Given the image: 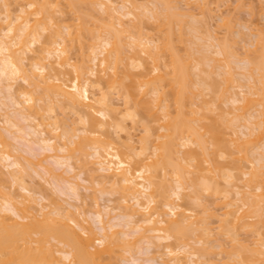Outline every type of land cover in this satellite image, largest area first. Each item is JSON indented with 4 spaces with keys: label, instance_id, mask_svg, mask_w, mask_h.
Returning <instances> with one entry per match:
<instances>
[{
    "label": "bare ground",
    "instance_id": "obj_1",
    "mask_svg": "<svg viewBox=\"0 0 264 264\" xmlns=\"http://www.w3.org/2000/svg\"><path fill=\"white\" fill-rule=\"evenodd\" d=\"M61 1L64 0H0V94L10 95L11 98L10 104L0 101L3 105H0V123L4 125L0 126V130L3 129L0 131V264H106L105 255L110 257V254L120 250L119 247H124L122 256L127 257L125 254L132 255L138 244V247L147 248V254H151L152 257L148 255L145 259L148 264H213L212 259L210 262V258H206L213 250L222 256V262H218L221 264H249L253 261L262 263L264 34L252 32L255 36L251 34L253 38L242 34L248 37V41L244 39L248 45L256 46L257 50L252 51L256 54L250 51L253 56L247 55L246 59L244 58L247 67L246 73H241V76L244 77L245 83L229 87L235 90L238 86L241 91H230L229 88L218 86V82H214L216 85L211 82L208 83L210 86L207 84V80L216 75L219 79L220 73L231 78L227 82L234 83L237 74L233 73L232 59L240 57L232 48L228 49V46H233V40L224 37L227 40L222 39L221 42V38L218 39L215 33V36L211 33L212 30H209L210 34H202V37V30L198 25L200 22H196L195 26L194 22L199 20L192 10H203L206 0H184L185 6L175 4L176 0H146L147 3L153 4V9L148 4L139 5L140 3L133 0H122L121 3L118 0L119 3L114 0H65L66 7L74 8L72 11L75 14L83 11L80 9L82 6L88 8L89 5H94L92 8L99 10L100 15H107L105 17L108 22L107 18L102 19L103 22L106 21L105 25L102 26L101 21L99 25L96 24L99 30L94 29L98 30L95 31L98 33L92 43L90 39L85 38V28H88V25L80 16L79 20L86 26L81 24L78 27L83 25L84 30L76 25L72 28L70 24H59L56 14L61 12V9H58ZM157 3H161L163 7L155 6ZM16 5L20 7L19 13L17 10L14 13L15 10L12 9ZM137 10L141 13L150 11L152 19L162 20L163 23L159 22V26L168 29L164 42H161V39L159 42L149 33L148 36L145 29H139L138 26L143 24V20L139 19L142 15L138 17L135 12ZM185 18L189 20L186 21ZM139 21L141 24L137 23ZM185 22L187 27L192 24L189 25L192 29L188 33H196L197 40L203 42L209 37L208 40L211 39L213 43L207 42L213 47L217 43L219 48L215 50L208 47L209 44L200 42L196 53L199 51L200 58L204 61L195 63L196 67L193 63L197 60L193 56L196 53H192V57L188 55L190 50H195L188 49L190 45H187L188 56H183L184 59L175 46L176 39H172L174 35L171 33L175 32L172 30L175 28L172 24L175 23V26L179 27L176 32L183 38ZM223 25H228L232 33L227 21ZM206 35L208 36L205 37ZM224 40L226 42H223ZM182 42L185 43L184 40ZM85 45L91 52L89 58L81 55L82 58L76 61L72 50L79 46L80 53L87 57L86 52L89 50L86 51ZM204 48L215 52H206ZM203 50L208 54L202 53ZM210 54L215 56L211 57ZM221 56H224V59ZM221 58L223 60H220ZM98 66L102 69L100 72L97 71ZM134 68H138L140 72L133 70ZM202 74H205V77L202 78ZM232 74L235 75L234 79ZM193 75L199 76L201 80L192 78ZM189 80L194 81V84ZM239 80L243 81L242 78ZM20 81L26 83L25 87L22 86L24 89L20 86V90H15ZM241 81L236 80L238 83ZM191 84L194 86L191 87ZM91 88L97 89L96 93L93 94ZM211 88H218L219 92L210 90ZM115 90L121 94V99L123 97L126 112L121 111V115L124 120L129 118L136 124L138 119L150 115L152 117L149 118L155 117L153 120L159 125L154 128V124H150L155 121L150 122L149 118H145L149 122L145 123L146 134L140 137L139 147L136 146L137 141L135 142L132 132L126 133L124 150L119 147L121 143L109 140L110 128L118 135L126 129L123 122L118 121L120 112L112 96ZM205 90L214 95L212 98L216 97L217 100L211 98V101H214V107H218L219 111L216 110V113L220 112L219 115L213 113L214 107L209 106ZM149 94L154 97L150 99ZM198 100H202V103ZM169 101L174 102V105ZM216 102L219 105H216ZM254 103L262 107L258 113ZM57 105L74 113L78 117V123L83 125L82 128H73L71 125L66 128L67 125L63 123L65 120H59L58 114H54ZM175 105L176 113L170 109ZM222 105L225 108H222ZM139 108L145 109L140 111L144 112L143 118ZM254 111L256 114L252 115ZM174 113H178L179 119L175 115L172 116ZM23 121L29 124L24 127ZM152 127L159 131H152ZM244 128L248 132L243 133V130L241 133L251 138L247 142L251 148L248 144L240 143L243 137L239 136V130ZM153 132L157 133V136ZM29 136L33 137L32 141L27 139ZM10 138L30 146L32 156H25L18 146H11V143L7 142ZM33 142L37 143L41 150H49L51 153H34V147L31 146ZM88 148L92 152L88 153ZM256 151L260 153L257 154ZM255 155L257 158H253ZM223 157L226 158L228 170L219 161L223 160ZM51 160L67 169L60 172ZM246 163L250 170L245 169ZM40 168L44 172L42 175ZM28 169L36 174L38 170V175L43 176L46 183H50L52 179L62 182L65 185L63 189L66 190L62 192L71 193L80 203L69 204L72 208L58 204L53 199H49V204L43 203L47 199L43 192L40 191L42 195L37 198V187L27 182V174L30 176ZM89 172L97 174V177ZM87 173L92 174L89 175L91 186H83L79 181H86L81 179V175ZM219 178L223 180L220 181ZM168 183L170 187L167 186ZM96 186H108L106 188L116 190L115 193L119 191L122 197L116 205L101 207L102 209L95 207L97 209L94 213L99 224L97 228L87 218V199L90 196L81 193L82 188L90 190ZM220 186L224 187V190ZM15 188L18 193H14ZM167 189H170L171 194ZM201 192L218 198L216 197L215 201L212 196L214 201L208 204L209 201L202 199ZM219 198L222 203L218 202ZM183 200H190L188 204L193 203L192 200L196 201L202 216L195 214L192 208L188 209L190 207L181 206L183 203L179 201ZM214 202L217 203L213 204ZM195 204L192 206L196 207ZM219 205L223 211L218 214L216 212ZM212 208H216V212ZM210 218H217L220 232L215 228L217 226L215 229L211 227L216 220L211 224ZM115 219L117 222H114ZM213 229L215 233H211ZM240 229L251 230L257 241L255 242V238L254 241L248 239L244 244L246 240H240L237 235ZM212 234L222 235V238L226 235L229 237L222 239L218 236L219 239L214 235L212 239ZM186 235H192L189 236L191 239ZM183 236L188 237L190 242ZM173 238L178 242L172 244L170 240ZM191 240H194L195 244L191 243ZM223 240L228 241L222 242ZM165 241L166 245L161 246ZM249 242L252 243L251 247ZM228 244L232 245H229L231 250H227ZM144 248L139 249L142 251ZM153 248L162 251L155 249L157 252L153 253ZM130 256L127 257V262H130L128 264H145L142 263L144 259Z\"/></svg>",
    "mask_w": 264,
    "mask_h": 264
},
{
    "label": "rangeland",
    "instance_id": "obj_2",
    "mask_svg": "<svg viewBox=\"0 0 264 264\" xmlns=\"http://www.w3.org/2000/svg\"><path fill=\"white\" fill-rule=\"evenodd\" d=\"M106 1V0H105ZM114 1H117V0H114ZM120 3L121 2H123L122 0H118ZM117 1V2H118ZM125 1H127V0H125ZM132 1V0H131ZM133 1H136V2H138V4L139 5H144L143 3H145V4H148V6L151 8V9H153V4H151L150 2L149 3H147V1H149V0H133ZM151 1V0H150ZM181 0H176V2L177 3H175V4H177V5H179L180 4V6H185V3H186V1H184V0H182V2H180ZM184 1V2H183ZM187 1H190V2H193L194 0H187ZM118 2V3H119ZM180 2V3H179ZM181 3H183V4H181ZM130 4V3H129ZM129 4H128V6H129ZM192 4V3H191ZM66 5H67V3H66V1L64 0V1H61V6H59L60 8H58L61 12H57V21H59V24L60 25H63V24H70V26L72 27H74L75 28V25L77 26V28H79L78 26H80L81 24H84V23H81V21L79 20V16L82 18V19H84V21L86 22V24L88 25V28H85V32H86V35H87V37H85V38H88V39H90V41H91V43L94 41L93 40V38H94V36L96 35V33H98V32H95V31H98L99 29H98V26L97 25H99L100 24V21H101V25L103 26V25H105L104 23L107 21L108 22V18L107 17H105V16H107V15H105V16H102V15H100L101 13H99V10H95V9H93L94 8V5L92 6V5H89L90 7H86V6H82V7H80V9H83V11H79V12H81V13H77V14H75L74 13V11H72V9L74 10V8H72V9H70V7H66ZM159 4L157 3V5H155V6H158ZM100 6V5H99ZM159 6H161V7H163L162 6V4L160 3V5ZM93 7V8H92ZM96 7H98V5H96ZM101 7V6H100ZM130 7V6H129ZM132 7V6H131ZM17 8V9H16ZM20 9V7H17V5L16 6H14L12 9H14L13 11H14V13L16 12V10H17V12L19 13V9ZM160 7H158V9H159ZM98 9H100V8H98ZM156 10V9H155ZM76 11V10H75ZM141 11V10H140ZM136 12V14L138 15V17H141L140 15H142V17L141 18H139V19H142L143 21V24L142 25H140V26H138L139 27V29H145V31L147 32L146 34H151V35H153V37H155L156 39H158V41L160 42V39H161V42H164V39L167 37V32H168V29L165 27V26H162V25H160L159 26V22H161V23H163L162 22V20L161 21H156V20H154V19H152L151 18V12L150 11H146V13L145 12H142V13H144V15L141 13V12H139L138 10L137 11H135ZM192 12L195 14H197V18H198V20L199 21H195L194 23H198V22H200L198 25H199V27L201 28V36H202V34H204L205 32H209V30H212L213 32H211L212 34L213 33H215V35L216 36H218V39L219 38H221V39H219L221 42H222V39H225L226 37H227V39L228 40H233V46H228V49L229 50H231V48L234 50L233 52L234 53H236L237 52V56L238 57H240V58H237V59H232V67H233V73L236 75L237 74V78H236V80H238V81H241V80H239V79H241L242 78V80L244 79V77L243 76H241L242 74L241 73H243V75H244V72L246 73V68L245 67H247V65L244 63L245 62V57H247V55H251V56H253L254 54H256V53H254V52H252V51H254L253 49H256V46H254V47H250V45H248V39H246V38H248V37H246V36H243L242 34H244V35H248L249 36V38H253V36H254V34L253 33H262V34H264V0H206V6L204 7V9L203 10H199V9H194V11L192 10ZM17 13V14H18ZM78 15V16H77ZM90 15V16H89ZM83 16V17H82ZM78 17V18H77ZM104 17V18H103ZM147 19H146V18ZM77 18V19H76ZM105 18H107V20L106 21H104L103 22V20L102 19H105ZM100 19V20H99ZM191 19V21H194V19H192V18H190ZM223 19V20H222ZM127 20V19H126ZM137 20V19H136ZM185 20H186V18H185ZM187 20H189L188 18H187ZM186 20V21H187ZM225 21H227V23H229V26L231 27V31H232V33H230V29H228L229 27H227V26H225V25H223L222 26V24H224V22ZM103 22V23H102ZM141 21H139V22H137V23H140ZM174 22V21H173ZM176 22H178L177 20H176ZM189 22V21H188ZM79 23V24H78ZM98 23V24H97ZM165 23V22H164ZM187 22H185L184 24H183V26H185L184 28H183V30L182 29H180V30H182V36H184L183 38L180 36V33L178 32H176V31H179V27L178 26H175L176 24L175 23H173L172 25H174V29H172V30H174L173 32L174 33H171L170 31V29H171V26L169 25V27H170V31H169V33L168 34H173L172 36V39L174 40V39H176V40H174L175 41V46H176V48H178V51H180L179 53L182 55V57L183 56H188V55H190V57H192V53L193 54H195L196 53V49L197 48H199L198 46L200 45V42L201 43H206V44H209L210 42L211 43H213V41H211V39H210V41L208 40L209 39V37H207L208 35H206L205 37H207L208 39H206V38H202V39H206V41L205 40H203V42H202V40H197V37L195 36V34L196 33H188V32H191L190 30L192 29V28H190L191 26H189V25H192V24H189L188 25V27L190 28H188L187 27V24H186ZM190 23H192V22H190ZM193 23V24H194ZM197 23L195 24V26H197ZM86 24H84L85 26H86ZM97 24V25H96ZM141 24V23H140ZM179 24V23H178ZM180 26H182V25H180ZM225 26V27H224ZM72 27V28H73ZM82 27H83V25H82ZM82 27H80L81 29H82ZM144 27V28H143ZM199 27H197V28H199ZM79 28V29H80ZM178 28V29H177ZM225 28H227V30H228V32H227V30L225 29ZM94 29H98V30H94ZM100 29H101V27H100ZM105 28H103V30H104ZM208 29V30H207ZM73 30V29H72ZM82 30H84V29H82ZM205 30H207V31H205ZM101 31V30H100ZM105 31V30H104ZM102 32L103 33V35L105 36L106 34H104L105 32ZM133 31H136V30H133ZM132 31V32H133ZM138 31V30H137ZM136 31V32H137ZM144 31V32H145ZM193 31V30H192ZM83 32V31H82ZM186 32H187V34H186ZM253 32V33H252ZM84 33V32H83ZM46 34H48V33H46ZM149 34H148V36H149ZM190 34V35H189ZM199 33H197V35H200ZM209 34H210V32H209ZM251 34H253V36L251 35ZM85 35V34H84ZM186 35H188L186 38H185V36ZM214 35V34H213ZM214 35V36H215ZM127 36V35H126ZM166 36V37H165ZM178 37H180V38H178ZM199 37V36H198ZM203 37V36H202ZM225 37V38H224ZM255 37V36H254ZM171 38V37H170ZM182 38V41L184 40L185 41V43H183L180 39ZM163 39V40H162ZM169 39V38H168ZM167 39V40H168ZM227 39H225V40H227ZM247 40V41H245V40ZM196 40V41H195ZM223 41V42H226V41ZM251 40V39H250ZM85 41H87L86 39H85ZM169 41V40H168ZM168 41H165V42H168ZM170 41H171V39H170ZM169 41V42H170ZM181 41V42H180ZM195 42V43H193V42ZM205 41V42H204ZM207 41H209V43L207 42ZM216 41V40H215ZM231 41H229V43L231 42ZM88 42V41H87ZM89 43V42H88ZM90 43V44H91ZM170 43H174V42H170ZM84 44H86L85 42H84ZM226 44V43H225ZM250 44V43H249ZM189 47H188V46ZM215 46L213 47V45H210L209 44V46L208 47H210V48H213V49H215V48H218V46H217V43H215L214 44ZM227 45V44H226ZM229 45H231V44H229ZM86 46V45H85ZM174 46V47H175ZM186 47H188V49H194L195 51H192L191 52V50L189 51V53H188V55H187V51H186ZM204 47L206 48V45H204ZM37 48H38V46H37ZM88 48V46H86V51L87 50H89V49H87ZM200 48H203V47H200ZM204 48V49H205ZM127 49V48H126ZM219 49V48H218ZM198 50H200V49H198ZM206 50V49H205ZM205 50H203V52L202 53H205L204 51ZM212 49H210V51L208 50H206V52H215V50H212ZM257 50V49H256ZM73 51V52H72ZM71 52H72V54L75 56V59H76V61H79L78 59L81 57V55L83 56V57H85V58H89V56H90V54H91V52H90V50H89V52L87 53L86 52V54H87V57L86 56H84L82 53H80V48H79V46H76L75 47V49H73ZM250 51L252 52V53H254L253 55L250 53ZM84 52H85V50H84ZM195 52V53H194ZM257 52V51H256ZM206 54H208V53H205V55ZM211 55V57H214V56H212V54H210ZM193 56H195L194 57V59H197V60H195V62H193L194 64L195 63H199L200 61H204V60H202L200 57H201V54H199V51H197V53L195 54V55H193ZM218 56H220V55H218ZM101 57V56H100ZM190 57H188L189 59H190ZM202 57H203V55H202ZM210 57V56H209ZM217 57V56H216ZM221 57H223V59H224V56H221ZM256 57V56H255ZM82 58V57H81ZM184 58V57H183ZM199 58V59H198ZM245 58V59H244ZM253 58V57H252ZM185 59V58H184ZM189 59H187V61H190V60H193L192 58L189 60ZM209 59V58H208ZM215 59V58H214ZM217 59H219V58H217ZM222 58L220 59V60H223ZM244 61H243V60ZM55 60V59H54ZM53 60V61H54ZM82 60V59H81ZM80 60V61H81ZM240 60H242V61H240ZM238 61H240L239 63H237ZM164 62V61H163ZM165 62H168V61H165ZM184 62L185 63H187L185 60H184ZM209 62V61H208ZM215 62H217V61H215ZM221 62V61H220ZM220 62H217V63H220ZM191 63V62H190ZM214 63V62H213ZM221 63H224V61H222ZM237 63V64H236ZM200 64H204V63H200ZM208 64H210V63H208ZM192 64H190V66H191ZM213 65V64H212ZM222 65V64H221ZM223 65H225V64H223ZM197 65L195 64L194 65V67H196ZM203 66V65H202ZM208 66V65H207ZM214 66V65H213ZM206 67V66H205ZM216 67H218V66H216ZM220 67V66H219ZM222 67V69H224L223 68V66H221ZM245 68V69H244ZM137 69V71L139 70L138 68H134L133 70H136ZM163 69H164V67H163ZM166 69V68H165ZM164 69V70H165ZM206 70H208L207 68H205ZM209 69H211L210 67H209ZM100 70H102V69H100V67L98 66L97 67V71L98 72H100ZM169 69H167V71H168ZM195 70V69H194ZM211 70H213V69H211ZM210 70V71H211ZM217 70V69H216ZM219 70V69H218ZM196 71H198V70H196ZM221 71H223V70H221ZM234 71H237V72H234ZM135 73H138V72H140V71H138V72H136V71H134ZM194 74H195V71L193 72ZM216 73H218V72H216ZM216 73H214V74H216ZM99 74V73H98ZM197 74V73H196ZM201 74V73H200ZM240 74V75H239ZM220 75V77H219V79L218 78H216L217 77V75L213 78V79H210V80H207V84L208 83H212V84H214V82L215 83H217L218 84V86H223V87H225V88H229L230 86H236V85H238L239 86V84H241V83H245V81L243 80V81H241L240 83H238V82H236V80H234V83H232V81H231V83H229V82H227V80L228 81H230L231 80V78L228 76H224V75H222L221 73L219 74ZM226 75V74H225ZM235 75H233L232 74V79H234L235 77ZM194 76V75H193ZM197 76V75H196ZM196 76H194V77H192V78H195ZM202 78L203 77H205V74H202V75H200ZM222 76V77H221ZM95 78V77H94ZM197 79H199V81L201 80V78H199V76L198 77H196ZM227 78H230V79H227ZM96 79V78H95ZM197 79H195L196 80V82L198 81ZM215 79H218L217 81H215ZM92 80V79H91ZM212 80V81H211ZM221 80V81H220ZM189 81H192V80H189ZM198 81V82H199ZM227 83V84H226ZM236 83H238V84H236ZM22 84V85H21ZM26 83H24V82H21L20 81V83H18L17 85L18 86H16V88H15V90L17 89V90H20L21 88H22V86L23 87H25L24 85H25ZM192 84H194V81H192ZM191 84V87L192 86H194V85H192ZM197 84V83H196ZM211 84H208V86H210ZM214 85H216V84H214ZM21 86V88H19ZM197 86H199L198 84H197ZM196 86V87H197ZM226 86H228V87H226ZM238 86L235 88V90H234V88L232 87V88H229V90L231 91H237V92H240L241 90L238 88ZM24 88H22V90H23ZM207 89H209V87H207ZM214 89V88H213ZM212 88L210 89V90H213ZM195 90H197V89H195ZM214 90H216V91H218L219 92V90H218V88L217 89H214ZM90 91L94 94V93H96V91H97V89H93V88H91L90 89ZM117 90H115L114 91V93L115 94H112V96H114V98H115V100L113 101L114 102V104L116 105V106H118V111L120 112V114H119V116H118V118H119V122H123V124H124V126H126V129H125V131H121L120 133H119V135L116 133V132H114V129H111L110 128V134H108V136L110 135V139L109 140H111V139H113V140H115V142L116 141H118V143H121L120 145H119V147L121 146V148L120 149H123V148H125L124 146H123V143L126 141V139H127V132H132V134H133V136H134V138H135V142H136V146L137 147H139V145H140V143L141 142H139L140 140H141V138L143 137V135H145L146 133H144L145 131H144V128H146V126L145 125H147V124H145L146 122H152V120H153V118L155 119V117H153V118H149V117H152V116H148V117H145V118H149V121H147L148 119H145V118H143L144 117V112L143 113H141L140 111H142L144 108H142V109H140L139 108V112L141 113V115H143L141 118H143V119H138L139 120V122H137L136 124H134L129 118H127V119H123V115H121V111H124V112H126L125 110H124V102H123V97H122V99H121V94L119 93V92H116ZM206 91V100H208V104H209V106L211 107V108H213L214 107V104L215 103H213L214 101H211L212 99L213 100H217V99H215V98H212V96H214L213 94L211 95V92L210 91H208L207 92V90H205ZM247 91V90H246ZM5 92H7V91H5ZM12 92H14V89L12 90ZM197 92V91H196ZM222 92V91H221ZM118 93V94H117ZM13 94H15V92L13 93ZM244 94V93H243ZM6 94H0V101H2V103L4 102V103H6V102H8L9 104H10V100H11V98L8 96V95H6ZM120 95V96H119ZM5 96V97H4ZM245 96V95H244ZM9 97V98H8ZM150 99H152L154 96H153V94H149V96H148ZM241 97V96H240ZM239 97V98H240ZM7 98V99H6ZM113 98V97H112ZM212 98V99H211ZM255 98H256V96H255ZM9 99V100H8ZM223 99H226V98H223ZM222 99V101H224ZM242 99V98H241ZM219 100V99H218ZM202 101V100H201ZM200 100H198V102L199 103H202ZM242 101H245L244 99H242ZM212 102V103H211ZM219 102V101H218ZM218 102H216V105H219L218 104ZM2 103H0V105L2 104ZM7 103V104H8ZM117 103V104H116ZM169 103H173V105H174V102H171V101H169ZM221 103H223V102H221ZM244 103V102H243ZM252 103V102H251ZM170 104V105H171ZM255 104V103H254ZM252 105L253 107H255V105ZM124 105V106H123ZM225 105V104H224ZM2 107H3V105H1ZM56 106V105H55ZM223 106V105H222ZM221 106V107H222ZM226 106V105H225ZM225 106H223L222 108H225ZM227 106H230V105H227ZM239 106H241V105H239ZM251 106V107H252ZM176 107V105L175 106H171V110H173L172 112H174L175 111V108ZM215 109L213 110L212 109V111H213V113H215V114H220V112L219 113H216V110H218V107L217 106H215L214 107ZM256 110H257V112L256 111H254V113L252 114V112H250V114H252V115H255L256 113H258V111L259 110H261L262 109V107H259V106H257L256 105ZM261 108V109H260ZM68 109V108H67ZM227 109V108H226ZM71 110V109H70ZM170 110V111H171ZM177 110V109H176ZM253 110V109H252ZM255 110V109H254ZM143 111H145V109L143 110ZM184 111H186L187 112V110L185 109ZM215 111V112H214ZM219 111V110H218ZM239 111H241V110H239ZM250 111V110H249ZM248 111V112H249ZM55 112L56 113H54V114H58V118H59V120H61L62 121V119L63 120H65V121H63V123L65 124V125H67L66 126V128L69 126V125H71L73 128H76V127H80V128H82V126L83 125H80V123H78L79 122V120H77L78 119V117L76 116V115H74V113H72L71 111H69V109L66 111L65 110V108H60V105H59V107H58V105H57V107H56V109H55ZM65 112V113H64ZM147 112V111H146ZM241 112H244V111H241ZM241 112H239V113H241ZM247 112V113H248ZM256 112V113H255ZM175 113H176V111H175ZM175 113L174 114H172V116L173 115H175ZM178 114V113H177ZM175 115V117H179L178 115ZM186 114V113H185ZM140 114H139V116H138V118H140V116H141ZM146 115V114H145ZM187 115V114H186ZM213 115V114H212ZM245 115H247V114H245ZM183 116V115H182ZM184 117V116H183ZM182 117V118H183ZM216 117V116H215ZM248 118H250V116L248 117ZM145 119V120H144ZM179 119V118H178ZM153 121H155V120H153ZM158 122H162V121H158ZM22 124H23V126L25 127V126H27L29 123L28 122H22ZM152 124H154V125H152ZM157 124V121H155L154 123H151L150 125H152L154 128H156L157 126H159V125H156ZM80 125V126H79ZM156 125V126H155ZM0 126H2V127H4V125L3 124H1L0 123ZM152 127V131L154 130V132L157 130V129H154ZM159 128V127H158ZM77 129H79V128H77ZM1 130L3 131V129L1 128ZM0 130V131H1ZM28 130V129H27ZM109 130V129H108ZM244 130V132L243 133H247L248 132V130L247 129H241V130H239V136H242L243 138L240 140V143H242V144H248V146L251 148V145H249V143H247L248 141H249V139L251 140V138H249V137H246V136H243L242 135V131ZM157 131H159V130H157ZM4 132H5V130H4ZM153 132V134L155 135V136H157L155 133ZM160 132H163V131H161L160 130ZM3 133V132H2ZM5 134V133H4ZM108 136H107V138H108ZM155 136H153V138L155 137ZM120 137V138H119ZM141 137V138H140ZM27 139H29L30 141H32V139H33V137H27ZM253 139V138H252ZM112 140V142H114ZM125 140V141H124ZM124 141V142H123ZM7 142H10L11 143V146H18V148L20 149V151L22 152V154H24L25 156H28V157H31L32 155L31 154H33V152H31L30 151V146H28V145H26V143H24L23 145L22 144H20V143H18V142H16V141H14V140H12L11 138L9 139V140H7ZM9 143V144H10ZM251 144H252V142H251ZM13 146V147H14ZM31 146L32 147H34V153H46V154H50L51 152L49 151V150H47V151H43V150H41V148H40V146L39 145H37V143H35V142H33V144H31ZM141 146V145H140ZM0 148H1V146H0ZM90 148V147H89ZM87 149L86 151L89 153V152H92L91 151V149ZM212 148V147H211ZM88 150H90V151H88ZM124 150V149H123ZM255 150H257V149H255ZM254 150V151H255ZM20 152V153H21ZM257 152V154L258 153H260L259 151H256ZM253 154H256V153H253ZM256 154V155H257ZM254 156L253 158H257V156ZM219 159H221V157L219 158ZM224 161H225V159L226 158H222ZM252 159V158H251ZM89 160H91V158L89 159ZM223 160H219L220 161V163L224 166V167H226V169L228 168V165H227V161H223ZM256 160V159H255ZM52 164H54V166H55V168L56 169H58L60 172H62V171H64V170H66L67 168L65 167V166H58V165H56L55 163H54V161L53 160H51L50 161ZM80 163H81V161H79ZM229 163V162H228ZM226 164V165H225ZM248 163H246L244 166L246 167L245 169H248V170H250L249 169V167H248V165H247ZM89 165V164H88ZM87 165V166H88ZM90 167H93L92 165H90ZM248 167V168H247ZM39 169V168H38ZM85 169H87V167L85 168ZM91 170H92V168H90ZM89 169V170H90ZM193 169V168H192ZM225 169V170H226ZM29 170V169H28ZM88 170V169H87ZM228 170V169H227ZM40 173H41V175L42 174H44V172H42L43 170L40 168ZM191 171H193V170H191ZM247 171V170H246ZM87 172V171H86ZM40 173H38V170H37V174L34 172V171H32V170H29V175L30 176H28V174H27V177H28V179H27V182L29 181L30 182V184H33L34 186H35V188L37 187V193H39L38 195H37V198H38V196L39 195H42L41 193H40V191H42L43 192V195L47 198L46 200H44V202L43 201H41V200H39V201H41V202H43V203H47V204H49L50 203V200L49 199H53V200H55L56 202H58V204H63V205H65L66 207H68V208H72L71 206L73 205V204H79L80 203V201H77V199L71 194V193H69V192H66L67 194H64L63 192H65L66 190L65 189H63V188H65V185L62 183V182H58V181H55V180H51L50 181V183L48 182V183H46L45 182V179L44 178H42L40 175H38V174H40ZM89 173H93V172H89ZM89 173H87V174H82L81 175V179H85L86 181H83V180H79L80 181V183L83 185V186H91V183H90V180H89V175H92V174H89ZM162 173H164V171L162 172ZM161 173V174H162ZM93 176H95V177H97V174H95V173H93ZM44 177H46V176H44ZM168 178H171V177H168ZM222 178H219V180L220 181H222L221 180ZM167 180V179H166ZM171 180V179H170ZM165 182V181H164ZM171 182V181H170ZM167 183V182H166ZM39 184H41V185H39ZM220 184H221V186H223L222 184L223 183H221L220 182ZM225 184V183H224ZM42 185H43V188H42ZM164 185H166V184H164ZM33 186V187H34ZM168 187H170V185H169V183H168V185H167ZM220 186V188L221 189H223L224 187H221ZM225 186H226V184H225ZM106 187H108V186H106ZM100 188V187H98V186H96L94 189H90V190H87V189H85V188H82L81 189V193L82 194H86V196H88L87 194H89V198L87 199V202H88V204H87V218H88V220H89V222L91 223V224H93V226L94 227H98L99 226V224H98V218H97V216H96V214L94 213V211L99 207L100 209H102L101 207H105V206H109V205H116L118 202H119V200H121V198L122 197H120L121 195H120V193H119V191L117 192V193H115L116 192V190H112V189H110V188ZM164 188H166V187H164ZM41 189V190H40ZM225 189H228V188H226L225 187ZM64 190V191H63ZM109 190H111V191H109ZM168 190V193H169V191H170V189H167ZM190 190V189H189ZM224 190V189H223ZM8 191H9V189H8ZM13 191H14V193H18V190H17V188H15V189H13ZM63 191V192H62ZM191 193H192V189H191ZM203 192H201V194H202ZM167 194V193H166ZM169 194H171V193H169ZM207 194H209V193H203V196H202V199L203 200H205L206 202H208V204L210 203V202H213L214 200L216 201L217 200V198H218V196H215V198H214V196L213 195H207ZM168 195V194H167ZM213 196V199L211 198ZM49 197V198H48ZM217 197V198H216ZM40 198V197H39ZM87 198V197H86ZM233 198V197H232ZM221 198H219L218 199V202H220L219 200H220ZM49 200V201H48ZM223 200V199H222ZM162 201H164V200H162ZM188 202L190 201V200H187ZM193 201V203L192 202H190V203H192V205H194L195 203H196V201H194V200H192ZM227 200H225V202H226ZM188 202H186V200H183V201H179V203H183V205H181V206H183L184 208H187V207H190V208H188V209H190L191 210V208H192V211L195 213V214H197L198 216H202L201 215V213H202V211H200V209H199V207H198V204L196 203L195 205H196V207L195 206H192V205H190V203L188 204ZM238 202V201H237ZM176 203H178V201L176 202ZM215 203H217V202H214L213 204H215ZM220 203H222V202H220ZM69 204H72V205H69ZM96 204H99V205H96ZM204 204H206L205 202H204ZM219 204V203H218ZM217 204V205H218ZM238 204L240 205V203L238 202ZM237 204V205H238ZM189 205V206H188ZM216 205V206H217ZM64 206V207H65ZM209 206V205H208ZM214 206V205H213ZM95 207H97V208H95ZM182 207V208H183ZM210 207V206H209ZM212 207V206H211ZM222 206H220L219 205V207H218V210L216 209V208H212V209H216L217 210V212H216V210L214 211V212H216V213H222V211L223 210H221L220 208H221ZM104 209V208H103ZM201 209H202V207H201ZM203 210V209H202ZM198 212H199V214H198ZM210 219H212L211 221H209L210 223L211 222H214V220H216V222L218 223V224H216V222H214L213 224H214V226H211V227H215V226H217V227H215L216 229H219L218 227V225H219V222L217 221V218H210ZM256 220H251V222H255ZM114 222H117V219H115V221ZM212 224V223H211ZM214 228V229H215ZM213 229V231L211 232V233H215V230ZM263 229V228H262ZM261 229V230H262ZM241 231H240V233L239 232H237V235H239V239L240 240H246L245 242H244V244H246L247 243V241H248V239L249 240H255V242L257 241V238H255V237H253L254 236V234H253V232L251 231V230H249V231H247L248 229H245L246 231H244L243 229H240ZM219 232H220V229H219ZM218 232V233H219ZM214 235L215 234H212V236L211 237H213L212 239H214ZM186 236H191L192 237V235H186ZM215 236H217V238H219L220 239V237H218V236H221V238H222V235H215ZM184 237L183 236V238H187L188 240H189V242H190V239H191V237ZM226 238L227 237H229V236H225ZM225 237H223L222 239H224ZM182 238V239H183ZM225 238V239H226ZM255 238V239H254ZM176 238H173V239H171L170 240V242L172 243V242H178V240L176 241L175 240ZM187 239H184V240H187ZM193 239V238H192ZM219 239H217V240H219ZM228 239H230V238H228ZM183 240V241H184ZM51 241H53V239L51 240ZM219 241H221V240H219ZM225 240H223L222 242H224ZM228 241V240H227ZM227 241H225V242H227ZM230 241V240H229ZM54 242H56L55 240H54ZM169 242V241H168ZM252 242V241H251ZM251 242H249V245H250V247H251V245H252V243ZM53 243V242H52ZM191 243H193V244H195L194 243V240H193V242H192V240H191ZM228 243H230V242H228ZM168 244V243H167ZM172 244H174V243H172ZM214 244H217L216 242H214ZM227 244V243H226ZM254 244V243H253ZM137 245V244H136ZM140 244H138V246H139ZM164 245H166V241L165 242H163L162 244H161V246H164ZM229 245H231V244H228V249L227 250H229L230 249V247L232 246H229ZM118 246H120V245H118ZM136 247L135 246V251L133 250V252L134 253H132V255L131 254H125V256H127V257H129L130 255L131 256H135V258H141V259H144L143 261L144 262H142V263H145V262H147V261H145V259H147V257H149L148 255H150L151 256V254H147V252H148V250H146L147 248H144V246H142L144 249L141 251V249H139V248H142V247ZM198 246H200V245H198ZM227 246V245H226ZM145 247H147V246H145ZM116 249L118 248L117 246L115 247ZM120 248V250L118 251H116V253H113V254H110V257L108 256V254L107 255H105L104 256V258H106V260H105V263L106 264H128V263H130V262H127V257H124V256H122V255H124V253H122L123 252V248L124 247H119ZM151 249V248H150ZM155 249H158V248H155ZM154 248L152 249L153 250V253L155 252H157V250H155ZM217 249V248H216ZM231 250V249H230ZM114 251V252H115ZM158 251H162V250H159L158 249ZM247 251V250H246ZM249 251V250H248ZM149 252H152V251H149ZM210 254V256L208 257V255ZM208 255H207V257L206 258H210L209 260H210V262H211V259H212V263L213 264H221V263H218V262H222V260H223V258H222V256H220V253L219 252H217V251H215V250H213L211 253H209ZM246 254H248V253H246ZM249 254H251V253H249ZM113 255V258H111V256ZM245 255V254H244ZM130 256V257H131ZM154 256V255H153ZM156 256V255H155ZM158 256V255H157ZM224 256V255H223ZM251 256V255H250ZM123 257V258H122ZM152 257V256H151ZM247 258H249V256H246ZM222 258V260H220ZM126 261H125V260ZM140 259V260H141ZM248 260H250V259H248ZM104 261V260H103ZM249 262V261H248ZM252 264V263H255V264H263L264 263V261L262 262V263H260L259 261H253V262H249V264ZM145 264H148V263H145Z\"/></svg>",
    "mask_w": 264,
    "mask_h": 264
}]
</instances>
